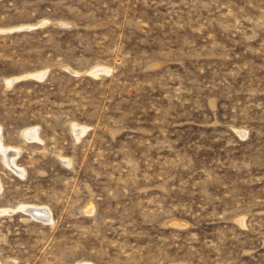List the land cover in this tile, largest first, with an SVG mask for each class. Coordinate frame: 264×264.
Here are the masks:
<instances>
[{
	"label": "rangeland",
	"instance_id": "obj_1",
	"mask_svg": "<svg viewBox=\"0 0 264 264\" xmlns=\"http://www.w3.org/2000/svg\"><path fill=\"white\" fill-rule=\"evenodd\" d=\"M0 31V264H264V0H0Z\"/></svg>",
	"mask_w": 264,
	"mask_h": 264
},
{
	"label": "bare ground",
	"instance_id": "obj_2",
	"mask_svg": "<svg viewBox=\"0 0 264 264\" xmlns=\"http://www.w3.org/2000/svg\"><path fill=\"white\" fill-rule=\"evenodd\" d=\"M100 71V70H99ZM105 72V71H104ZM29 134V133H27ZM32 135V134H31ZM26 136V135H25ZM30 137V136H29ZM31 138V137H30ZM33 138V137H32ZM2 144V143H1ZM4 148V147H3ZM0 148V151L2 152V159L5 163L12 165L13 161H12V156L14 155L12 151L8 150V149H3ZM6 148V147H5ZM17 160V159H16ZM15 165V164H14ZM14 167V166H13ZM11 169V168H10ZM14 170V168H13ZM19 174V173H18ZM24 210L31 216V217H35L38 220H42L46 217L47 212L45 209L40 208V207H34V206H27L24 207ZM49 216V215H48ZM52 221V220H51Z\"/></svg>",
	"mask_w": 264,
	"mask_h": 264
},
{
	"label": "water",
	"instance_id": "obj_3",
	"mask_svg": "<svg viewBox=\"0 0 264 264\" xmlns=\"http://www.w3.org/2000/svg\"><path fill=\"white\" fill-rule=\"evenodd\" d=\"M7 32H10V31H0V33H7ZM29 79H35V78H29ZM37 80V79H35Z\"/></svg>",
	"mask_w": 264,
	"mask_h": 264
}]
</instances>
